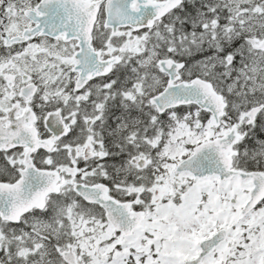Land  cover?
Listing matches in <instances>:
<instances>
[{"label": "snow or ice", "instance_id": "1", "mask_svg": "<svg viewBox=\"0 0 264 264\" xmlns=\"http://www.w3.org/2000/svg\"><path fill=\"white\" fill-rule=\"evenodd\" d=\"M0 264H264V0H0Z\"/></svg>", "mask_w": 264, "mask_h": 264}]
</instances>
